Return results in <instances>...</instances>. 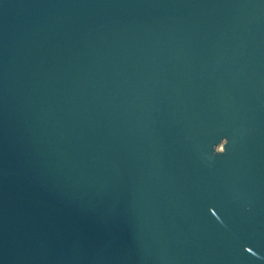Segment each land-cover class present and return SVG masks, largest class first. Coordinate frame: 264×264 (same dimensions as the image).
Listing matches in <instances>:
<instances>
[{"label": "water", "instance_id": "obj_1", "mask_svg": "<svg viewBox=\"0 0 264 264\" xmlns=\"http://www.w3.org/2000/svg\"><path fill=\"white\" fill-rule=\"evenodd\" d=\"M0 264H264V0H0Z\"/></svg>", "mask_w": 264, "mask_h": 264}, {"label": "rangeland", "instance_id": "obj_2", "mask_svg": "<svg viewBox=\"0 0 264 264\" xmlns=\"http://www.w3.org/2000/svg\"><path fill=\"white\" fill-rule=\"evenodd\" d=\"M218 148L220 149L221 147L219 146Z\"/></svg>", "mask_w": 264, "mask_h": 264}]
</instances>
